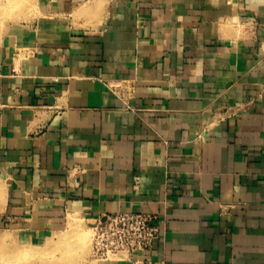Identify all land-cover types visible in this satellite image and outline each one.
Returning a JSON list of instances; mask_svg holds the SVG:
<instances>
[{"label":"crops","instance_id":"0c3cea01","mask_svg":"<svg viewBox=\"0 0 264 264\" xmlns=\"http://www.w3.org/2000/svg\"><path fill=\"white\" fill-rule=\"evenodd\" d=\"M126 211L166 264H264V0H0V264Z\"/></svg>","mask_w":264,"mask_h":264},{"label":"built area","instance_id":"2783aa9c","mask_svg":"<svg viewBox=\"0 0 264 264\" xmlns=\"http://www.w3.org/2000/svg\"><path fill=\"white\" fill-rule=\"evenodd\" d=\"M113 89L121 86L111 83ZM156 215L148 212H114L90 223V255L95 260L121 259L129 264H166L148 255L159 236Z\"/></svg>","mask_w":264,"mask_h":264},{"label":"rangeland","instance_id":"374dc122","mask_svg":"<svg viewBox=\"0 0 264 264\" xmlns=\"http://www.w3.org/2000/svg\"><path fill=\"white\" fill-rule=\"evenodd\" d=\"M70 216L69 220L72 219L73 224H69L68 220V229L64 232L47 238L34 248L22 247V255L28 257L25 259L30 262L35 261V264H83L92 259L90 255L91 225L77 221L73 215ZM2 240L4 242V239Z\"/></svg>","mask_w":264,"mask_h":264},{"label":"bare ground","instance_id":"6f19581e","mask_svg":"<svg viewBox=\"0 0 264 264\" xmlns=\"http://www.w3.org/2000/svg\"><path fill=\"white\" fill-rule=\"evenodd\" d=\"M70 217H72V216H70ZM73 218H74V217H73ZM71 220H72V219L69 220V224H73ZM73 220H75V219H73ZM69 224H68V225H69ZM73 226H75V225H73ZM72 230H73V228H72ZM0 242H3V240L0 239ZM2 245H5V244H2ZM17 246H19V245H17ZM14 247H15V246H14ZM15 260H16V259H15ZM16 261H18V260H16Z\"/></svg>","mask_w":264,"mask_h":264}]
</instances>
